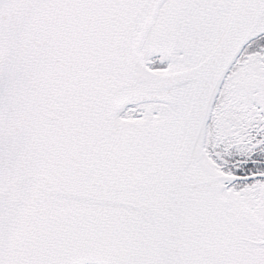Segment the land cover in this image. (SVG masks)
Segmentation results:
<instances>
[{
    "label": "snow or ice",
    "instance_id": "obj_1",
    "mask_svg": "<svg viewBox=\"0 0 264 264\" xmlns=\"http://www.w3.org/2000/svg\"><path fill=\"white\" fill-rule=\"evenodd\" d=\"M0 264H264V0H0Z\"/></svg>",
    "mask_w": 264,
    "mask_h": 264
}]
</instances>
